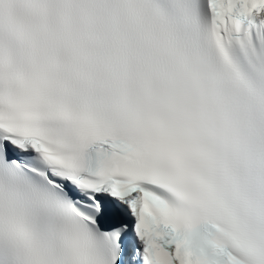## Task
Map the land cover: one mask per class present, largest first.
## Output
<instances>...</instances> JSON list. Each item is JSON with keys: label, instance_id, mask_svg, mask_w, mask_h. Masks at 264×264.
Masks as SVG:
<instances>
[{"label": "snow or ice", "instance_id": "6c2138e0", "mask_svg": "<svg viewBox=\"0 0 264 264\" xmlns=\"http://www.w3.org/2000/svg\"><path fill=\"white\" fill-rule=\"evenodd\" d=\"M0 264H264V0H0Z\"/></svg>", "mask_w": 264, "mask_h": 264}]
</instances>
